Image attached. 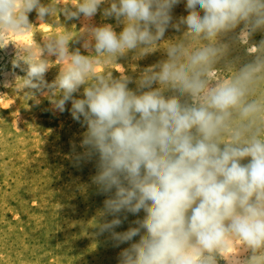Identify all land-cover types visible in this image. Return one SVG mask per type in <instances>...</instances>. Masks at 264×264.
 Returning a JSON list of instances; mask_svg holds the SVG:
<instances>
[{"label": "clouds", "instance_id": "9594fccd", "mask_svg": "<svg viewBox=\"0 0 264 264\" xmlns=\"http://www.w3.org/2000/svg\"><path fill=\"white\" fill-rule=\"evenodd\" d=\"M0 77L85 129L117 264H264V0H0Z\"/></svg>", "mask_w": 264, "mask_h": 264}, {"label": "rangeland", "instance_id": "374dc122", "mask_svg": "<svg viewBox=\"0 0 264 264\" xmlns=\"http://www.w3.org/2000/svg\"><path fill=\"white\" fill-rule=\"evenodd\" d=\"M175 13L183 14V5ZM53 30L43 25L9 39L31 42L34 32ZM160 58L158 52L120 62L131 71L134 64L142 68ZM0 93H5L0 95V264H117L118 253L128 245L113 247L108 234L96 235L93 227L105 198L91 183L94 162L74 161L72 144L82 151L85 129L69 112L52 111L47 99L36 105L14 88L0 86ZM132 219L116 231L126 230Z\"/></svg>", "mask_w": 264, "mask_h": 264}]
</instances>
